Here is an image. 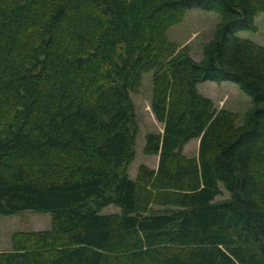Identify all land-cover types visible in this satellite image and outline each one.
<instances>
[{
    "label": "trees",
    "instance_id": "1",
    "mask_svg": "<svg viewBox=\"0 0 264 264\" xmlns=\"http://www.w3.org/2000/svg\"><path fill=\"white\" fill-rule=\"evenodd\" d=\"M192 8L220 17L199 61L166 35ZM148 71L158 163L131 178ZM205 81L249 97L240 125ZM23 210L50 229L0 264H264V0H0V216Z\"/></svg>",
    "mask_w": 264,
    "mask_h": 264
},
{
    "label": "rangeland",
    "instance_id": "2",
    "mask_svg": "<svg viewBox=\"0 0 264 264\" xmlns=\"http://www.w3.org/2000/svg\"><path fill=\"white\" fill-rule=\"evenodd\" d=\"M220 17L212 11L192 8L186 11L183 19L167 30V38L175 48L174 52L186 49L190 57L199 61L203 55V47L214 36L216 25ZM152 74L148 71L142 76V84L137 94H131L135 107V117L138 132L135 140V157L128 167V174L135 178L141 164L155 169L158 163L157 155L143 153L145 136L148 133L162 132V124L158 122L151 111ZM203 96L210 98L216 109H228L238 115L237 124L240 125L245 111L250 107V99L235 83L224 81L219 84L205 81L197 86ZM198 140H190L182 150L183 155L194 157L198 150ZM223 192L216 199L226 198ZM119 209L113 205L104 207L102 214L117 213ZM50 229V214L23 210L12 215L0 216V252L11 249V237L16 232H32Z\"/></svg>",
    "mask_w": 264,
    "mask_h": 264
}]
</instances>
